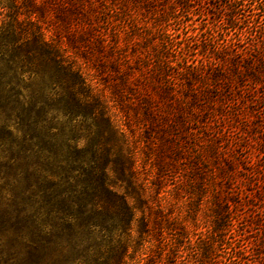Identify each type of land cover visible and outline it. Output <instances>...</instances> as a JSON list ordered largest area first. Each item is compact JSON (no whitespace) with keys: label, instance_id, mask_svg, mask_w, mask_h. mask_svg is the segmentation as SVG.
<instances>
[{"label":"trees","instance_id":"obj_1","mask_svg":"<svg viewBox=\"0 0 264 264\" xmlns=\"http://www.w3.org/2000/svg\"><path fill=\"white\" fill-rule=\"evenodd\" d=\"M142 1L0 0L4 264H233L223 127L264 128V0L249 27L244 0H209L219 25L184 40L171 21L192 0Z\"/></svg>","mask_w":264,"mask_h":264},{"label":"rangeland","instance_id":"obj_2","mask_svg":"<svg viewBox=\"0 0 264 264\" xmlns=\"http://www.w3.org/2000/svg\"><path fill=\"white\" fill-rule=\"evenodd\" d=\"M142 2L140 6L133 7V10L136 11L133 21L141 22L148 28L151 27V21L148 19V13L142 8ZM191 3L189 11L182 10L178 17L171 21V33H174L177 39L184 40L188 34L200 32L202 29L213 26L212 24L219 25L218 22L214 21V17L212 15L208 17V12H206L208 7L212 8L214 5L211 12L215 11L218 15L221 12L219 1L209 4V0H192ZM163 4L175 6L177 1L167 0ZM242 4L245 6L242 13L246 16L245 19L243 18L245 24L242 26L249 27L251 21L256 18L250 12L251 5L254 3L252 0H244ZM2 22L3 18L0 16V27ZM215 34L219 36L218 38H229V35H234V31H231L227 26H223L215 28ZM246 114L249 120L255 119L251 114L247 112ZM227 120L229 122L223 127L229 139L225 153L233 161L231 171H229L230 181L227 183L230 184L233 193H235L234 195L237 197L238 217L237 221H234L235 225L232 231L227 233L225 237V245L222 249L224 259L222 260L231 261L233 264H264V128L252 130V123L250 122L247 126L242 127L239 122L232 118ZM2 185L0 183V186ZM161 196H164L163 192ZM0 199V202L4 200L2 195H0ZM182 202H178L176 199H167V208L173 209L175 217H184L186 214V208L182 205ZM210 204V201L205 199L202 210L198 215L199 228H203V231L206 223L209 225L211 221ZM139 215L140 213H138ZM189 223L191 230L196 229L192 221ZM201 229L197 232H200ZM3 237L5 236H1L3 240L0 241L4 245V249L9 250ZM237 251L241 253V261L239 255L237 256ZM3 255L5 254H1L0 251V264L5 263L6 256Z\"/></svg>","mask_w":264,"mask_h":264}]
</instances>
